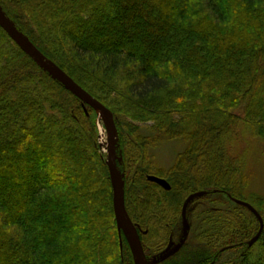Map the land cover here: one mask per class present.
<instances>
[{"label":"trees","instance_id":"1","mask_svg":"<svg viewBox=\"0 0 264 264\" xmlns=\"http://www.w3.org/2000/svg\"><path fill=\"white\" fill-rule=\"evenodd\" d=\"M0 7L43 55L123 115L114 118L118 166L145 256L162 248L149 246L147 234L166 233L191 194L249 201L262 216L244 197L238 142L247 135L264 142V0H0ZM84 108L91 110L0 27V264H134ZM171 141L184 148L162 169L151 151ZM245 239L229 234L214 254L210 245L183 246L158 264H216Z\"/></svg>","mask_w":264,"mask_h":264},{"label":"rangeland","instance_id":"2","mask_svg":"<svg viewBox=\"0 0 264 264\" xmlns=\"http://www.w3.org/2000/svg\"><path fill=\"white\" fill-rule=\"evenodd\" d=\"M111 95L114 96V94ZM107 106L112 111L113 119L116 118L120 122L124 120L123 115L116 109L118 107L115 105ZM84 111V115L95 126L96 141L106 161L108 144L106 117L92 107L91 110L84 108ZM141 131L145 134L147 132L145 128ZM124 132L127 134L126 128H124ZM116 137L115 153L121 157L120 161H116L119 168L118 164H121L122 156L119 154L117 146L119 143L118 133ZM238 144L243 145L245 151L244 171L248 175V182L243 189L245 192L244 197L253 201L254 204L261 205V218L264 224V142L247 135L241 136ZM183 148V143L171 141L153 149L151 153L156 165L162 169H167L173 164L175 156ZM209 196L208 198L203 195L194 196L186 206L184 216L181 213L180 215L177 214L175 219H168L166 223L168 231L166 233L159 232L157 236L147 234L149 246L159 248V244L162 243V248L158 249L159 251L154 255L146 256V258L151 259L153 256L158 255L169 243L174 246L187 230L188 237L183 245L186 247H184L185 249L197 245H210L213 254L229 245H224L225 238H228L229 234H243V237H246L243 247L226 249L220 254L216 264H234L236 261L245 260L246 257L250 264H264L263 239L260 237L253 245H248V241L259 229L257 217L247 207L235 203L234 199L226 195L216 193ZM256 211L260 214L258 210ZM161 218H164V215L158 216L160 222H162ZM193 257L190 256L191 259Z\"/></svg>","mask_w":264,"mask_h":264},{"label":"water","instance_id":"3","mask_svg":"<svg viewBox=\"0 0 264 264\" xmlns=\"http://www.w3.org/2000/svg\"><path fill=\"white\" fill-rule=\"evenodd\" d=\"M0 27L8 34L10 39L15 42L20 49L25 52L43 71L47 72L51 78L59 81L65 89L70 91L76 97L87 103L92 108L98 110L106 117V128L108 134V144H107V156L106 165L108 167L111 187H112V200H113V212L114 219L116 222V227L119 233L120 242L121 234L126 238V241L130 247L131 254L134 259V264H157L164 261L168 257L174 255L185 243L187 238V232L183 234L179 242L174 248L170 250L168 246L162 253L157 256H153L151 259L146 258L138 231L127 214L124 204V174L117 167V162L120 161L121 157L117 156L115 153V146L117 141V129L114 123L113 115L111 111L96 100L91 94L84 90L79 84H77L63 69H61L55 62L48 59L43 55L36 46L24 36L15 26V24L5 15L2 8L0 7ZM147 180L160 185L162 188L169 190L170 184L164 178L147 175ZM199 192L195 195H189L182 206V216H184L185 208L191 201V199L196 195H202ZM235 203L247 207L258 219L259 229L256 234L248 241V245L254 244L260 237L263 230V220L260 214L255 210V208L249 203L241 200H234ZM187 231V230H186Z\"/></svg>","mask_w":264,"mask_h":264},{"label":"flooded vegetation","instance_id":"4","mask_svg":"<svg viewBox=\"0 0 264 264\" xmlns=\"http://www.w3.org/2000/svg\"><path fill=\"white\" fill-rule=\"evenodd\" d=\"M185 232H187V234H188V231H185ZM185 232H184V234H185ZM187 237H188V235H187ZM180 239H181V238H180ZM186 240H187V238H186ZM178 242H179V241H178ZM178 242H177V243H178ZM185 242H186V241H185ZM177 243H176V244H177ZM176 244L173 246L171 243H169V244L164 248V250H165L168 246H170V250H171L172 248H174V247L176 246ZM164 250H163V251H164ZM179 250H180V249H179ZM179 250H178V251H179ZM163 251H161L160 253H162ZM178 251H177V252H178ZM160 253H159V254H160ZM159 254H158V255H159ZM156 256H157V255H156ZM214 257H215V256H214ZM214 261H215V260L213 259V260H211L210 262H207L206 264H213ZM159 263H160V262H159ZM157 264H158V263H157Z\"/></svg>","mask_w":264,"mask_h":264}]
</instances>
